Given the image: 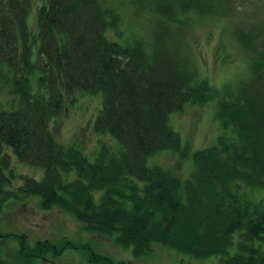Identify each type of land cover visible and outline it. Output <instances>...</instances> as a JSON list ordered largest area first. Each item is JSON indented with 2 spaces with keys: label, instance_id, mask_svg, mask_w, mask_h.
I'll return each mask as SVG.
<instances>
[{
  "label": "trees",
  "instance_id": "1",
  "mask_svg": "<svg viewBox=\"0 0 264 264\" xmlns=\"http://www.w3.org/2000/svg\"><path fill=\"white\" fill-rule=\"evenodd\" d=\"M118 1L0 0V86L11 83L18 101L14 110L0 107V210L15 195L6 190L5 171H11L5 145L20 163L43 170L39 181L23 177V195L38 196L41 210L60 211L90 235L114 238L133 259L158 244L202 264H264V52L251 48L253 33L240 37L252 54L250 73L235 90L223 91L216 109L232 135L196 151L193 171L181 182L147 160L162 151L183 157L168 115L219 92L206 82L194 84L170 26L183 27L180 17L190 14L213 15L221 0H121L120 10ZM126 4L155 16L151 45L141 38L118 42ZM36 5L32 35L26 18ZM112 29L115 40L107 36ZM76 91L101 93L93 129L121 144L119 156L102 150L90 161L54 140L49 124ZM70 171L75 176L65 180ZM1 236L19 240L20 251L17 263L5 258L0 264H32L62 251L49 242L28 248L25 236ZM89 262L127 264L100 254Z\"/></svg>",
  "mask_w": 264,
  "mask_h": 264
},
{
  "label": "rangeland",
  "instance_id": "2",
  "mask_svg": "<svg viewBox=\"0 0 264 264\" xmlns=\"http://www.w3.org/2000/svg\"><path fill=\"white\" fill-rule=\"evenodd\" d=\"M116 1L118 0H112L110 5L114 6ZM120 1L116 3L119 10L122 4ZM219 5V9L211 16L190 14L189 19L186 16L180 17L186 23L183 27L178 23L170 26L173 34L180 38L182 53L194 70V84L206 82L219 92V96L212 97L203 104L187 103L181 111L168 115V126L180 137L181 149L185 152L183 157L170 151H162L147 160L149 167H161L181 182L193 171L192 156L196 151L214 145L220 136L232 135L231 130L218 120L216 109L223 91L235 90L239 82L249 76L252 54L243 48L244 42L240 37L253 33L255 38L249 39V43L255 48L250 47L259 50L258 53L264 52V0H221ZM124 7L121 9L123 21L118 25L124 35L117 39L118 42L133 43L135 39L141 38L146 46L151 45L155 16L146 10L138 11L129 4ZM36 13L37 5L26 18L32 35L36 34L37 29ZM116 31L117 29H112L107 36L115 40ZM37 45L36 40V44L31 46L33 57ZM31 83L33 87L36 86L34 81ZM65 104L66 108L61 115L49 124L50 132L58 144L74 149L90 161L102 150H106L109 155L119 156L121 144L110 134H98L93 129L102 108L100 92L76 91L68 97ZM17 106L18 101L11 91V83L0 86V107L14 110ZM2 151L10 157L11 172L5 171L10 177L6 190L15 195L4 201L0 210V259L7 258L17 263L19 240L1 236L16 235L25 236L28 248L33 247L36 242H49L62 248L55 256L47 254L43 258L30 260L32 264H92L89 258L93 254L127 264H202L201 261L192 260L158 244L152 245V252L148 256L133 259L130 250L119 247L114 238L90 235L84 231L83 224L58 210H41L39 197L25 196L19 188L23 184V177L41 180L43 170L20 163L8 146L4 145ZM74 176L75 173L70 171L68 177L63 178L71 181ZM100 194L101 192L92 194L94 201H98ZM248 197L254 200V196L248 194ZM65 243L68 245L64 246ZM234 247L235 244L230 252ZM211 261L215 262L216 259L206 263L210 264Z\"/></svg>",
  "mask_w": 264,
  "mask_h": 264
}]
</instances>
